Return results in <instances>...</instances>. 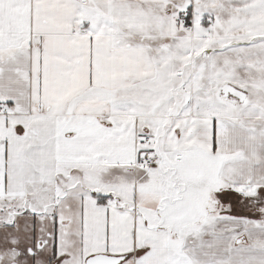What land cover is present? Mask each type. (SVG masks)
<instances>
[{
  "label": "snow or ice",
  "instance_id": "obj_1",
  "mask_svg": "<svg viewBox=\"0 0 264 264\" xmlns=\"http://www.w3.org/2000/svg\"><path fill=\"white\" fill-rule=\"evenodd\" d=\"M0 264H264V0H0Z\"/></svg>",
  "mask_w": 264,
  "mask_h": 264
}]
</instances>
